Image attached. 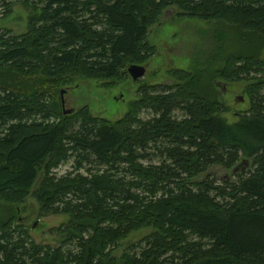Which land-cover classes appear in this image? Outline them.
I'll use <instances>...</instances> for the list:
<instances>
[{
    "label": "trees",
    "instance_id": "obj_1",
    "mask_svg": "<svg viewBox=\"0 0 264 264\" xmlns=\"http://www.w3.org/2000/svg\"><path fill=\"white\" fill-rule=\"evenodd\" d=\"M14 3L31 12L25 32L0 29V264H264V0H0L1 18ZM170 8L215 24L203 58L139 83L116 121L64 115L76 78L111 89L148 63ZM220 82L245 84L232 124ZM28 199L67 217L57 247L19 221Z\"/></svg>",
    "mask_w": 264,
    "mask_h": 264
},
{
    "label": "rangeland",
    "instance_id": "obj_2",
    "mask_svg": "<svg viewBox=\"0 0 264 264\" xmlns=\"http://www.w3.org/2000/svg\"><path fill=\"white\" fill-rule=\"evenodd\" d=\"M30 12V9L14 3L9 14L0 17V29H9L14 34L25 32ZM165 12L166 17L162 16L160 23L150 28L148 32V41L155 46L156 53L143 66L145 68L143 78L133 81L128 75L125 80L111 89L100 87V82L76 78L71 85L59 90V93L64 91V94L60 95V100H64L62 109L76 111L87 106L92 116L116 121L124 115L128 103L136 99L139 83L169 85L174 83V80L168 77V70H187L194 59L196 61L202 59L199 53L204 43L206 44L214 34L215 24L194 18H178L176 16L178 11L175 8ZM261 58L264 60V51ZM244 87L245 84L242 82L226 84L220 82L216 87L221 102L228 109V112L222 115L228 124L238 121L239 117L249 109V99L244 93ZM237 97H241L242 101H236ZM141 117L147 118L146 114H142ZM69 166V163L59 166L55 174L57 176L64 174ZM246 168L240 165L238 171L244 172ZM216 174L218 178L225 177L221 169ZM18 215L19 221L28 228L29 235L35 243L51 247L59 245V236L56 232L50 233L49 230L65 224L66 216L38 217L37 205L31 199L19 208ZM149 232L150 230L138 231L123 241L122 245L127 242L135 243Z\"/></svg>",
    "mask_w": 264,
    "mask_h": 264
},
{
    "label": "water",
    "instance_id": "obj_3",
    "mask_svg": "<svg viewBox=\"0 0 264 264\" xmlns=\"http://www.w3.org/2000/svg\"><path fill=\"white\" fill-rule=\"evenodd\" d=\"M166 12L164 14V16L166 17ZM127 74L129 75V77L133 80V81H138L139 79L143 78L144 74H145V68L143 66H140V65H131L128 67L127 69ZM64 94V91H61L60 92V95L62 96ZM236 101H242V98L241 97H237L236 98ZM61 104H62V107H64V100L61 99ZM72 109H64L63 108V113L64 115H68V114H71L72 113ZM248 161L247 160H242L240 165H247ZM240 165H237L234 169H233V172H236L238 171V168ZM41 175H39L38 177V180L40 178ZM37 180V181H38Z\"/></svg>",
    "mask_w": 264,
    "mask_h": 264
}]
</instances>
